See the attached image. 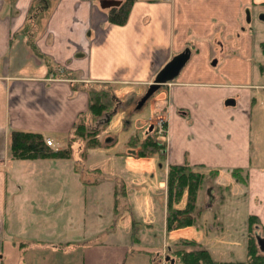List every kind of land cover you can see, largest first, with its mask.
<instances>
[{"label": "crops", "instance_id": "obj_1", "mask_svg": "<svg viewBox=\"0 0 264 264\" xmlns=\"http://www.w3.org/2000/svg\"><path fill=\"white\" fill-rule=\"evenodd\" d=\"M124 1L53 0L31 31L34 0H0V251L4 245L33 248L22 264H34L42 254L52 257L61 247L69 254L67 237L57 240L55 228L41 227L59 217L68 220V187L50 192L62 181L72 186L76 173L67 159H12L11 132L40 134L52 150H62L87 111L89 84L108 83L114 97L116 91L143 92L186 49L188 62L163 85L159 102L168 134L166 165L215 171V183L228 191L234 185H220L219 177L246 173L247 216L264 227V67L252 61L248 27L251 10L258 15L264 0H134L125 24H110L108 12ZM115 187H105L112 201ZM11 195L37 234L15 229ZM219 201L244 205L239 197ZM6 260L0 256V264Z\"/></svg>", "mask_w": 264, "mask_h": 264}, {"label": "rangeland", "instance_id": "obj_2", "mask_svg": "<svg viewBox=\"0 0 264 264\" xmlns=\"http://www.w3.org/2000/svg\"><path fill=\"white\" fill-rule=\"evenodd\" d=\"M47 1L51 4L53 0ZM34 5L37 8L43 6L44 2L34 0ZM34 11L33 7L32 13ZM251 12L252 21L248 27L251 29L255 50L252 61L264 67V24L253 10ZM43 14L41 12L30 21L29 30L33 31L38 27L34 21L38 24ZM215 49L223 56L225 50L217 44ZM79 85L83 84H78L77 87ZM88 87L112 93L108 83L89 84ZM163 87L160 86L146 100L145 95L149 89L133 95L123 91L114 92L115 114L107 125L105 118L94 119L88 113V103L87 111L78 120L82 119L81 122L89 129H97L98 144L95 147L85 146L86 140H81L75 132H71L63 149L70 147L72 150L67 164L76 173L73 185H65L62 181L58 189L50 192L62 193L68 187V193L71 192L72 196L67 208L68 222H65L67 217L63 216L58 218L59 221L51 222V226L43 223L44 227H41L44 228L43 232L50 227L55 228L57 240L67 237L68 246L65 249L69 254H65L61 247L59 251L62 252L52 257L49 254L39 255L34 264H83V261L84 264H180L175 251L182 249L189 252L198 248L209 251L220 264L248 262V240L255 235L264 238V231L260 228V221L254 224L255 232L248 231L250 216H247V201L250 194L248 188L242 186L248 182L246 173H242L245 183L237 182L231 174H222L217 183L222 186L234 185V189L228 191L221 190L215 183L218 174L213 175L210 171L201 169L205 177L197 192L196 208L191 213V217L196 218L194 226L167 232L166 181L170 165H166V152L163 158H159L150 155L139 157L136 151L138 143L147 136L152 135L161 143L168 137L167 133L160 135L156 130L158 120L165 117L164 113L154 110L156 103L165 98L161 93ZM87 93L89 97V92ZM166 147L167 144L165 150ZM110 183H116L114 201L111 193L105 190ZM221 197L243 198L244 205H220ZM13 200L15 205L12 206ZM9 202L15 229L27 233L34 231L35 223L31 216V219H27V211L22 216L18 214L22 207L16 198L11 195ZM56 203L49 208L57 207L59 203L55 206ZM185 205L186 195L175 203L178 207ZM33 207L32 205L29 209L31 212ZM66 224L68 229L65 228ZM34 233L37 234L36 231ZM137 239L142 240L140 244L136 242ZM7 246L4 245L0 251V256L6 254L7 257L3 264H22L27 261L23 256L26 255L28 259L29 249H33H24L21 245Z\"/></svg>", "mask_w": 264, "mask_h": 264}, {"label": "trees", "instance_id": "obj_3", "mask_svg": "<svg viewBox=\"0 0 264 264\" xmlns=\"http://www.w3.org/2000/svg\"><path fill=\"white\" fill-rule=\"evenodd\" d=\"M133 1L134 0H125L119 7L111 9L107 16L108 22L114 25L125 24ZM43 2V6H37L36 8L34 5L35 11L32 13L31 10V19H35L38 14L49 8L50 3L48 4L47 0H43ZM87 92H89L88 113H90L94 119L105 118L107 120L105 124L107 125L115 114V97L105 89H96L94 87H88ZM81 120L75 123L72 132H75L81 140H86L85 146L95 147L98 144L97 129H89ZM9 150L11 158L14 160L69 159L72 156L70 147L54 151L46 144L42 135L22 131L11 132ZM136 151L139 157L150 155L163 158L166 152L165 142L162 141L161 143L157 141L156 137L150 135L138 143ZM201 169V166L195 168L187 163L169 166L166 181L168 208L166 215L167 232L178 228L194 226L196 218L193 219L191 213L196 208L197 192L205 177L200 171ZM210 173L213 175L217 174L215 171H210ZM242 173L243 172L238 169L233 172L232 176L235 177L237 182L245 183ZM185 195L186 205L183 207L175 206V203L177 204ZM255 222L259 223V219L255 216H250L248 222V231L250 233H252ZM260 228L264 231L262 225ZM253 232L255 231L253 230ZM252 236H254V234ZM247 253L249 258L246 264H264V252L260 251L256 235L248 240ZM174 254L180 264H220V262L214 260L210 252L204 248L193 249L189 252L178 249ZM222 264L234 263L228 262Z\"/></svg>", "mask_w": 264, "mask_h": 264}, {"label": "water", "instance_id": "obj_4", "mask_svg": "<svg viewBox=\"0 0 264 264\" xmlns=\"http://www.w3.org/2000/svg\"><path fill=\"white\" fill-rule=\"evenodd\" d=\"M189 57V49H186L182 53L173 57L172 60L167 63V65H165V67L156 76L153 84L149 87V90L145 95V100L149 98L155 91H157L160 86H163L168 82L174 80L188 62ZM229 102L232 101H228V103ZM257 244L260 248V251L264 252V238L257 237Z\"/></svg>", "mask_w": 264, "mask_h": 264}, {"label": "built area", "instance_id": "obj_5", "mask_svg": "<svg viewBox=\"0 0 264 264\" xmlns=\"http://www.w3.org/2000/svg\"><path fill=\"white\" fill-rule=\"evenodd\" d=\"M161 108H162V104L161 103H157L156 104V111H161ZM156 127H157V132L161 135L164 133V135H166V125H165V120L160 118L158 120V122L156 123ZM46 144L49 146V147H52V142L49 141V140H46Z\"/></svg>", "mask_w": 264, "mask_h": 264}, {"label": "flooded vegetation", "instance_id": "obj_6", "mask_svg": "<svg viewBox=\"0 0 264 264\" xmlns=\"http://www.w3.org/2000/svg\"><path fill=\"white\" fill-rule=\"evenodd\" d=\"M260 10H262V11H260ZM264 5H261V7H260V9H259V12H258V15L257 16H259V20L264 24ZM250 13V12H249ZM252 15V12L250 13V21H251V16Z\"/></svg>", "mask_w": 264, "mask_h": 264}]
</instances>
